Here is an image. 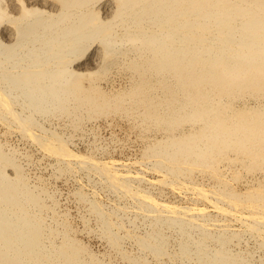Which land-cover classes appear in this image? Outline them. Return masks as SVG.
<instances>
[{
    "label": "bare ground",
    "instance_id": "obj_1",
    "mask_svg": "<svg viewBox=\"0 0 264 264\" xmlns=\"http://www.w3.org/2000/svg\"><path fill=\"white\" fill-rule=\"evenodd\" d=\"M116 73L124 85L115 89ZM116 117L144 141L133 162L142 171L68 147L86 121ZM0 126L57 172L94 175L148 222L142 234L121 233L119 205L74 193L128 264L147 263L124 248L125 237L180 264H252L249 250L231 249L244 232L264 253V0H0ZM3 143L0 264H113L79 241L44 181H29ZM164 188L194 203L149 192Z\"/></svg>",
    "mask_w": 264,
    "mask_h": 264
},
{
    "label": "rangeland",
    "instance_id": "obj_2",
    "mask_svg": "<svg viewBox=\"0 0 264 264\" xmlns=\"http://www.w3.org/2000/svg\"><path fill=\"white\" fill-rule=\"evenodd\" d=\"M116 74H113V76L111 78L112 80L110 82V84L115 89L124 85L123 78L121 79L120 76L118 74L117 75ZM114 119H116V120H114ZM107 120L108 121H106V122L102 119L96 120L94 122L93 121H86L84 123L85 127H83L82 131H77L76 133L74 132L72 134V136H71L72 139H70L71 141H68V147L69 148L71 147L70 149L73 150L74 152L78 153V154L80 152V154L82 153V155H89V154H91L93 156L95 155L96 156V157L94 156L95 158L101 159L104 161H114L115 160V162H119V163L124 164V166H126L128 169L126 167H123V168L131 171L132 173L137 171L138 169H139L138 171H140L141 167L139 165L133 164V162L138 161L140 159V150H141L140 147L143 145L144 141H141V139H139L138 136H136L137 133L135 132V130H133L132 128H129V127H131L130 123L125 118L116 117V118H112L111 120H110V118H108ZM40 122H42L41 124L46 129H48V128L49 129L50 128L55 129L58 132H60V134H62L63 136H65V135L68 136V134H69V133H67L68 131L66 128H64L63 126L61 127V125H57V124H55L49 120L46 121L45 119H42ZM101 124H103V125H101ZM105 125H106V127H105ZM124 126H126V128ZM99 129H100V131H99ZM81 132L83 134H81ZM85 137H86V139H84ZM90 139H92V140H90ZM0 142L1 143L6 142L5 144L7 147L6 146L5 147L7 149L12 148L11 150H13L15 152L16 156H18L17 158L23 167V171L24 172L26 171L25 174L27 175L29 181H31L33 183H35V181H42V180L44 181L46 188H48L47 190L53 195V198L55 200V205L57 207L56 209L58 210V212L60 211V213L66 215V218H67L68 222L70 223V226L74 225L73 226L74 228L72 227L73 230L75 231L74 235L78 239H80L79 241L81 243H83L88 248L89 251H91L92 253H94V254L102 257V258L108 259L113 264H128L124 260H122L118 255H116V253L111 251V249L109 247H107V243H105V240L102 239L101 236L97 232V225H96L97 222H96L95 218L93 217V215H91L87 211V208L85 207V205L78 201V199L75 197L74 193L77 190H79L81 187L82 191L87 193L89 196H93L95 194L93 197H95L100 203H102V205L104 204L103 206L106 209H112V208H115L116 206H117V208H119V206H120L119 209H121V212L120 213L118 212V213L120 214L119 217L120 218L122 217V218L120 219L118 217V220H119V223L121 226V229L119 231L121 233L124 232V230L128 231V232H134L136 234H142V232L144 233L148 229V224H147L148 222L145 221L144 219L142 220V218L140 216H136V220H135V215H137V214H135L131 210V208H128V206L130 204L126 200H125L126 202L123 201L124 199H119V201H118V198L115 194H113V193L111 194L110 191L102 188L103 187L102 184L99 181H97V179L94 175L87 174L81 170H77L73 174L72 173H64L65 175L63 174V172H57L55 169L54 161L52 162V160L50 158L44 156L42 154V152H40V150H38L39 148L37 146H35L31 142H29L28 140H24V138L20 137L19 135L15 134V133H12V134L4 133L3 128L1 126H0ZM71 142H72V144H71ZM108 144H109V146H108ZM94 145L95 146L98 145V148H96L97 150L93 147ZM111 146H113V147H111ZM32 148H33V150H32ZM96 152H98V153H96ZM29 162H30V164H29ZM130 163H132V164H130ZM31 166H32V168H31ZM55 173L57 174V176ZM88 175H90V177ZM144 176L148 179H154L155 178L154 174H150L147 172L145 173ZM87 179H88V181H87ZM197 180L200 183L203 182L205 185L208 184V181H202L201 178H199V177L197 178ZM145 185L146 184H142V185L140 184V186H142V187L144 186L146 188ZM92 189L93 190L95 189V191H93ZM91 191H93L94 193ZM149 192L154 197H156L157 199L160 198L159 200H162L165 202L176 203V204L181 203L180 205H189V204L191 205L194 203L192 198H190L191 197L190 195L186 196L184 193H178V194L172 193L167 188H164L162 190V192H161V190H157V189H155V190L149 189ZM159 196H161V197H159ZM122 203H124V204H122ZM121 206H123L124 208ZM125 208L127 210H130V212L129 211L124 212V210H126ZM130 213H132V214H130ZM131 219H133V220H131ZM134 220H135L136 224H134L135 223ZM121 224H123V226ZM235 224H233L231 226L234 228V226L238 225V223L236 225ZM93 227H95V228H93ZM130 227H131V231H130V229H128ZM237 228L239 229L240 227L239 226L235 227V229H237ZM91 229H94V230L91 231ZM144 229H146V230H144ZM93 234H95V236ZM246 238H247V240H245ZM128 239H129L128 237H125L123 239L122 244H123L124 248L126 250L130 251L132 254L137 253L136 255H138V254L144 255L146 257L145 260H146L147 264H151V263L152 264H180L181 263L178 260L171 262V260H168L167 259L168 257L165 256L166 254H164L163 256L160 257V260H163L162 262L159 259L157 261V259L154 258L153 256H151L149 253H142L139 249H137V247H135V245L132 243L131 239H129V240ZM257 239H259V238H255L251 234L249 235V233L244 232L241 234V239H240L241 241L239 240V242H238L239 245H238V243H234L235 245L232 244L231 249H233V250H239L240 249V251L241 250L242 251L243 250H249L250 256H252L251 257L252 264H264V253H263V251H261V249H259L258 243H257L259 240H257ZM243 240L245 241V243L243 242ZM175 241H176V235H175V237L170 236L168 253H173L176 251L177 244ZM247 241H248V243H247ZM248 246H249V248H248ZM105 247H106V249H105ZM102 253H104V255H102ZM261 260H263V261H261Z\"/></svg>",
    "mask_w": 264,
    "mask_h": 264
}]
</instances>
